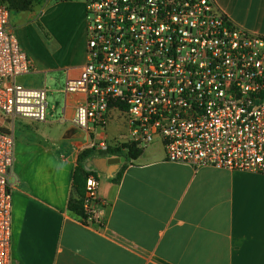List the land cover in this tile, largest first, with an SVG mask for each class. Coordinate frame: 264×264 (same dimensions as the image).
Instances as JSON below:
<instances>
[{"label": "built area", "instance_id": "2783aa9c", "mask_svg": "<svg viewBox=\"0 0 264 264\" xmlns=\"http://www.w3.org/2000/svg\"><path fill=\"white\" fill-rule=\"evenodd\" d=\"M83 2L87 62L64 93L84 96L73 123L90 137L86 148L112 147L107 126L117 113L138 149L160 139L170 162L264 174L263 35L238 26L215 0ZM12 14L0 0V114L12 125L46 122L48 90L19 81L33 64ZM15 142L0 126V264H13ZM100 187L92 173L82 201L87 224L102 228Z\"/></svg>", "mask_w": 264, "mask_h": 264}, {"label": "crops", "instance_id": "0c3cea01", "mask_svg": "<svg viewBox=\"0 0 264 264\" xmlns=\"http://www.w3.org/2000/svg\"><path fill=\"white\" fill-rule=\"evenodd\" d=\"M80 2L64 4L75 18L73 43L84 50L74 67L45 66L23 49L33 71L20 83L46 88L54 104L48 121L24 119L15 128L13 264H264V174L170 162L160 139L137 160L97 151L85 162L101 182L104 227L85 224L69 210L72 173L90 142L73 123L84 96L64 93L87 62ZM215 2L238 26L264 36V0ZM51 38L56 50L70 45L69 36ZM107 132L112 146L128 144L125 120L113 116ZM112 158L126 161L117 169L97 161Z\"/></svg>", "mask_w": 264, "mask_h": 264}, {"label": "rangeland", "instance_id": "374dc122", "mask_svg": "<svg viewBox=\"0 0 264 264\" xmlns=\"http://www.w3.org/2000/svg\"><path fill=\"white\" fill-rule=\"evenodd\" d=\"M80 1L83 2V0H51L50 3L37 2L35 8L30 12H13L15 35L18 38L21 48L27 51L30 56L44 63L45 66L65 68L64 72H67V68L74 67L78 60L84 57V50L78 46L79 43L76 45L73 43L75 39L73 28L75 18L71 15L70 9L68 10L64 4ZM37 16H39L37 19L38 22H34ZM28 17L30 18L28 19ZM67 36H69L70 45L63 46L61 50H56L57 46L51 42V37L59 41ZM78 57L80 58L74 61ZM48 102L51 112L54 103L50 98ZM114 116L120 117L117 113H114ZM121 119H124V117L121 116ZM24 121V119H18L12 125L0 114V126H3L4 129L12 131L13 133L16 132V126L23 124Z\"/></svg>", "mask_w": 264, "mask_h": 264}, {"label": "trees", "instance_id": "16d2710c", "mask_svg": "<svg viewBox=\"0 0 264 264\" xmlns=\"http://www.w3.org/2000/svg\"><path fill=\"white\" fill-rule=\"evenodd\" d=\"M6 3L12 12L28 11L36 5L34 0H2ZM95 149L86 148L82 150L78 157L77 166L73 170L72 180L75 196H72L69 201V210L78 216L83 223L87 224V216L83 208V198L86 194L87 178L94 172L85 169V162L96 155ZM103 152H100L102 154ZM110 155L118 157H126L128 159L137 160L143 153V150L138 149L134 144H122L121 146H112L107 152ZM124 169V168H123ZM122 171L118 174L116 182L121 179Z\"/></svg>", "mask_w": 264, "mask_h": 264}, {"label": "water", "instance_id": "95a60500", "mask_svg": "<svg viewBox=\"0 0 264 264\" xmlns=\"http://www.w3.org/2000/svg\"><path fill=\"white\" fill-rule=\"evenodd\" d=\"M97 161L102 165H105V166L110 165V166L114 167V169H117L121 163H124L126 161V158H112L109 160L97 159ZM98 168H99V170H102V169H100L101 167H98Z\"/></svg>", "mask_w": 264, "mask_h": 264}]
</instances>
